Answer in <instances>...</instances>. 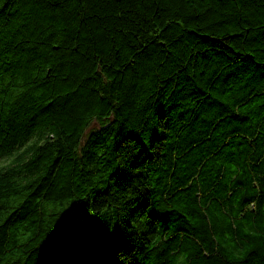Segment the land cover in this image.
I'll list each match as a JSON object with an SVG mask.
<instances>
[{
  "label": "trees",
  "instance_id": "1",
  "mask_svg": "<svg viewBox=\"0 0 264 264\" xmlns=\"http://www.w3.org/2000/svg\"><path fill=\"white\" fill-rule=\"evenodd\" d=\"M0 264H264V0H0Z\"/></svg>",
  "mask_w": 264,
  "mask_h": 264
}]
</instances>
